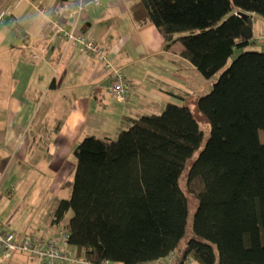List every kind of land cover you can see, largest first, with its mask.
<instances>
[{"label":"trees","instance_id":"1","mask_svg":"<svg viewBox=\"0 0 264 264\" xmlns=\"http://www.w3.org/2000/svg\"><path fill=\"white\" fill-rule=\"evenodd\" d=\"M132 14L153 23L166 47L181 43L182 57L217 81L197 113L168 104L115 139L80 141L63 186L69 195L56 202L45 235L63 227L70 251L93 264H264V51L249 49L264 0H138ZM199 116L210 126L205 144ZM186 170L197 206L182 246Z\"/></svg>","mask_w":264,"mask_h":264},{"label":"crops","instance_id":"2","mask_svg":"<svg viewBox=\"0 0 264 264\" xmlns=\"http://www.w3.org/2000/svg\"><path fill=\"white\" fill-rule=\"evenodd\" d=\"M137 1L102 0L77 19L74 0H0V192L35 186L52 216L47 197L74 171L68 158L80 141L115 139L168 104L196 107L213 88L182 57L181 43L166 47L153 23L134 19ZM74 28L124 71L132 84L125 100L109 94L110 74L96 58L57 33Z\"/></svg>","mask_w":264,"mask_h":264},{"label":"built area","instance_id":"3","mask_svg":"<svg viewBox=\"0 0 264 264\" xmlns=\"http://www.w3.org/2000/svg\"><path fill=\"white\" fill-rule=\"evenodd\" d=\"M101 3L102 0H74L73 17L80 19L89 9L98 7ZM2 19L0 17V20ZM57 33L62 34L67 43L79 46L84 56L96 58L110 74L109 94L119 100L126 99L132 90V84L126 78L124 71L114 66L110 52L97 40L86 38L75 28L70 31L59 29ZM257 42L264 46V32L257 38ZM14 253L29 256L34 264H93L70 251L69 234L63 227L49 235H29L19 239L17 234L6 231L0 224V264L6 263Z\"/></svg>","mask_w":264,"mask_h":264},{"label":"rangeland","instance_id":"4","mask_svg":"<svg viewBox=\"0 0 264 264\" xmlns=\"http://www.w3.org/2000/svg\"><path fill=\"white\" fill-rule=\"evenodd\" d=\"M253 32L255 38H259L262 33L264 32V17L260 15H253ZM251 50L256 51H264V46L259 44H254L249 47ZM237 52L235 53L234 57L230 59L229 64L232 60L236 57ZM218 75L213 77V81H217ZM213 89V88H212ZM211 89V91H212ZM191 110L194 113H197V109L191 105ZM199 125L202 131L204 132V144L207 141L209 134H210V126L209 124L202 118L198 117ZM260 141L264 143V131L259 132ZM198 156V153L195 154L194 158L189 161L188 167L190 163ZM70 163L75 165L76 159L71 152L69 158ZM22 170V169H21ZM188 170V168H187ZM187 170L184 172L182 179H181V186L183 191L186 194V197L189 201V219H188V230L184 241L182 242V246L185 244V241L192 236L191 233V223L193 214L195 212L197 203L195 202L194 197L189 192L188 187L186 186V175ZM23 171V170H22ZM73 178V166L70 168V172L68 174V178L65 182L71 180ZM35 186H25L23 190L19 193H9L5 190L0 192V224L4 226L6 231L13 232L20 236H29V235H44L48 233L47 226L50 223V217L48 215V211L50 210L47 208H41V199L40 192L36 190L33 192L32 190ZM57 191L50 192L46 202H53L55 204L58 200L62 198H66L69 195L68 188H55ZM10 191V190H9ZM43 207V206H42ZM72 213L70 212L65 219V222L70 219ZM3 264H34V261L30 259L29 256L21 253H14L9 257V260Z\"/></svg>","mask_w":264,"mask_h":264},{"label":"water","instance_id":"5","mask_svg":"<svg viewBox=\"0 0 264 264\" xmlns=\"http://www.w3.org/2000/svg\"><path fill=\"white\" fill-rule=\"evenodd\" d=\"M237 15L242 16V17H244L246 19H248L250 17L248 14H246L244 12H238Z\"/></svg>","mask_w":264,"mask_h":264}]
</instances>
